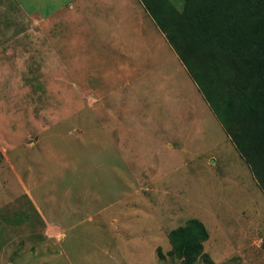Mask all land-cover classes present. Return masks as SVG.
<instances>
[{
  "label": "rangeland",
  "instance_id": "1",
  "mask_svg": "<svg viewBox=\"0 0 264 264\" xmlns=\"http://www.w3.org/2000/svg\"><path fill=\"white\" fill-rule=\"evenodd\" d=\"M191 219L196 264H264V192L140 1L0 0V264H181Z\"/></svg>",
  "mask_w": 264,
  "mask_h": 264
},
{
  "label": "trees",
  "instance_id": "2",
  "mask_svg": "<svg viewBox=\"0 0 264 264\" xmlns=\"http://www.w3.org/2000/svg\"><path fill=\"white\" fill-rule=\"evenodd\" d=\"M139 1L264 192V0ZM167 238L181 264H196L209 235L191 219Z\"/></svg>",
  "mask_w": 264,
  "mask_h": 264
}]
</instances>
